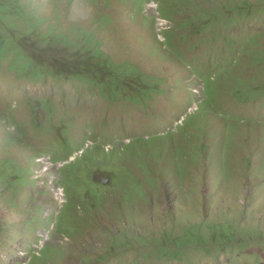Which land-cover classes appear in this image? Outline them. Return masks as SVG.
<instances>
[{"label":"rangeland","instance_id":"obj_1","mask_svg":"<svg viewBox=\"0 0 264 264\" xmlns=\"http://www.w3.org/2000/svg\"><path fill=\"white\" fill-rule=\"evenodd\" d=\"M22 1L21 16L28 15L27 7L30 15L12 16L15 33L37 20L33 14L43 20L44 32L51 24L59 33L74 26L95 32L96 41L86 34V40H75L81 43L77 48L98 52L102 44V62H128L145 75V83L135 91L124 86L123 97L115 87L48 76L36 80L19 76L14 55L6 59L0 52V264H264V129L252 131L247 123L233 128L238 145L228 154L230 172L217 152L227 141L220 120L195 121L207 128V152L187 141L172 150L179 143L173 136L181 138L191 126L178 125L180 119L186 120L194 96L202 99L205 83L164 56L172 48L162 49L159 35L168 28L183 34L176 24L162 20L152 0H144L141 9L136 0ZM238 1L264 9V0H205L202 7L211 12ZM10 2L0 0V41L12 39L4 25ZM107 18L110 28L101 29L98 22ZM258 34L264 35L262 16L238 25L227 51L216 44L201 47L189 37L182 38L180 50L201 77L210 76L218 53L243 55L244 40ZM258 43L264 52V36ZM205 60L210 72L201 64ZM251 68L246 60L232 73L251 78ZM234 87L233 77L228 95ZM218 102L209 111L214 119L224 113ZM235 112L246 121L264 120V105L257 103ZM130 142L140 150L143 143H157L154 151L163 145L170 153L161 160L146 153L133 158L131 149L120 151ZM107 177L112 178L104 184ZM91 185L99 198L89 192Z\"/></svg>","mask_w":264,"mask_h":264},{"label":"trees","instance_id":"obj_2","mask_svg":"<svg viewBox=\"0 0 264 264\" xmlns=\"http://www.w3.org/2000/svg\"><path fill=\"white\" fill-rule=\"evenodd\" d=\"M8 1H11L6 8L9 19L4 25L6 26V32L10 34V38L12 39L11 42L0 41V52H3L6 59H8L9 55L10 57L12 54L14 55V58L17 60V63L15 60L17 66H15L14 71H17L19 76L30 75L36 80L45 79L47 76L53 77L56 80H74L80 81L93 88L100 86L103 90H109V87H115L117 90L120 88L123 97H127L124 95L126 93L124 86L135 91V89L138 88V84L141 85L145 83L144 78L142 77L145 75L128 62L116 64L112 59H106L105 62H102V59L104 58V54L101 51L102 44H98V52H94L89 46H83L80 49L77 48L81 43L75 41L76 39L86 40V34H89V37H91L93 41H96L97 35L95 32H86L82 28L79 29L74 26L73 28L68 29L66 33H59L58 27L55 24H51L47 29L48 31L44 32L39 28L43 20H38V17L33 14V17L37 18V20L29 24L30 26L28 29L24 30L25 32L21 34L15 33V30L18 28L9 24L12 16L27 18V16L30 15V10L29 7H27L26 14L28 15L21 16L22 13L25 12V6H21L23 1ZM204 1L205 0H161V3L158 2L161 15L170 19L173 24H176V26L183 32V34L179 35L174 33L173 30H166L163 32V38L165 41L161 43L162 49L172 48V53L164 56L172 58L176 62L185 65L187 62L185 59L184 61L182 60V52L180 50L183 37L196 38L200 42L201 47H207L204 44H210V46L216 44L217 46H223L227 51L238 25L246 20H255L260 16L264 18L263 8L256 10L250 3L245 1H238V4L236 2L232 5V8L222 9L224 11L211 9V12L203 11L202 4ZM136 2L139 9L143 8V4L145 3L144 0H136ZM16 5L19 6L17 10L14 9ZM60 13L61 11L58 9L56 12L57 23H59L60 20ZM181 14H185V17L181 18ZM98 23L101 29H108V27L110 28L111 19L107 18ZM262 36L264 35L258 34L245 39L242 46L246 52L243 55L238 56L236 54L234 55V58L232 54L228 52V54L224 51L218 53V58H215L212 63L215 67V71L212 75L208 76L206 74L201 77L197 73L200 80L206 81V90L204 89L203 92V102L200 104L199 110L184 121V125L185 122L191 124L186 134H181V138H179L176 135H172L173 130L170 131L173 138L179 141V143H174L172 150L175 151L179 147H185L186 141L192 145H194L195 142V146L199 147L201 154L210 149V145L206 142L208 138L206 126L197 125L195 121L196 119H204L207 122L209 111L213 109V103L217 100L219 101L217 106L220 105L224 110V113L219 118L223 120L228 129L223 136L227 141L233 143V145L226 146V141L222 146L217 148V152L222 154L221 159H223V165H225V159L227 160L226 166L228 169V154L231 150L236 148V145H238L236 134L234 135L235 130L233 128L247 123L252 124V131H256V127L264 129V120H259L255 123H245L240 120L235 112V110L250 103L259 102L261 105H264V52L261 50L260 44L258 43ZM73 42L74 44L72 46ZM89 43L90 42L88 41L87 45H89ZM46 47L49 49H46ZM190 48L196 50L197 46L193 43ZM254 49L257 50L256 53L252 52ZM159 51H161V48L158 52ZM207 59L209 58L207 57ZM246 60L252 63L251 71H254V76L246 78L236 76L235 74L233 75L232 72H235L236 68L241 66ZM208 61L210 60H206V69L207 72H210L212 69L208 70ZM19 64H23L21 68L19 67ZM223 67H227V69L224 70L227 73L221 71ZM233 77L235 87L228 95L229 83H231ZM162 85H164V83L156 85L158 93L153 98V100L156 99V102L158 101V96L162 92V90H160ZM141 98V102L147 104L145 102L146 99L149 100L148 97L142 94ZM226 103H229V107H223ZM191 131H195V134L191 135ZM142 140L145 141L146 139L142 138ZM154 144L157 143H143L140 145V150L130 142L129 144H125V149L120 151L126 152L127 148H129L132 150L133 158H137L138 156L144 157V153H146L148 159L154 157L159 160L163 159L166 154L170 153L163 145H160L159 149L154 151ZM81 150L82 147H79L77 152ZM111 150L112 149L106 151L109 152ZM214 152L216 151L214 150ZM72 155L73 154L69 156L67 155L66 158L70 159ZM171 155L172 160H174L173 152ZM93 160L95 164L98 162H103L105 165L109 164L102 159L97 161L96 158H93ZM75 165H77V162H75ZM250 166L251 165L247 163V169H249ZM260 171L261 170H259V172ZM74 172L73 169L72 173ZM129 178L131 177L129 176ZM126 185L128 186L127 183ZM94 188L95 187H92L91 185V190L89 192L94 197L99 198L94 192ZM90 221L93 220L91 219ZM250 233L251 232L248 230L245 231L246 235H250ZM255 237L257 238V234H255Z\"/></svg>","mask_w":264,"mask_h":264},{"label":"clouds","instance_id":"obj_3","mask_svg":"<svg viewBox=\"0 0 264 264\" xmlns=\"http://www.w3.org/2000/svg\"><path fill=\"white\" fill-rule=\"evenodd\" d=\"M152 2H154L156 5H158L157 6V9H158V12H159V16H160V18L162 19V20H164V21H166V22H168V23H170V24H172V25H174L173 24V22L170 20V19H167V18H165V17H163L162 15H161V12H160V5H159V3H158V1H155V0H152ZM143 7H144V4H143ZM166 30H172V28H168V29H166ZM166 30H162L161 31V35H159V37L160 36H162V38L164 37L163 36V32H165ZM163 41H165L164 40V38H163V40L161 41V43L163 42ZM182 60L184 61V54L182 53ZM201 64H203V65H205V67L207 66V62H206V60L205 61H203V62H201ZM185 66H187V67H189L190 69H192V72L194 73V77L195 78H197L198 80H200L199 79V77H198V75H197V72H196V70H195V68H194V65L193 64H190V65H188L187 63H185ZM204 89L206 90V81H205V83H204V88H203V92H204ZM197 102V103H196ZM203 102V95H202V99H198V100H196V97L194 96V99H193V101H191V102H189L188 104H191V105H188V109H187V111H185V114L184 115H186V120L190 117V116H192V115H194L198 110H199V106H200V104ZM250 104H256V103H250ZM250 104H247V105H250ZM258 104H260L261 105V103H257V105ZM247 105H245V106H247ZM245 106H243V107H245ZM192 107V108H191ZM242 107V108H243ZM190 108V109H189ZM195 108H197L196 109V111L194 112V113H192L191 114V110H193V109H195ZM241 109V108H240ZM238 110V109H237ZM238 116V115H237ZM239 117V116H238ZM240 118V117H239ZM180 120H182V122L184 123V121H186L183 117L180 119ZM213 120H220V121H222L223 122V120L221 119V118H216V119H214V118H212V117H210V115L209 116H207V122H211V121H213ZM240 120L241 121H243V122H251V123H255V122H252V121H246V120H244V119H242V118H240ZM182 123V124H183ZM182 124H178V125H182ZM223 124H224V122H223ZM177 125V126H178ZM225 125V124H224ZM225 129H226V125H225ZM107 178H109V177H107ZM110 179V178H109ZM110 181V180H109ZM102 182H103V180H102ZM109 183V182H108ZM108 183H105V184H108Z\"/></svg>","mask_w":264,"mask_h":264},{"label":"water","instance_id":"obj_4","mask_svg":"<svg viewBox=\"0 0 264 264\" xmlns=\"http://www.w3.org/2000/svg\"><path fill=\"white\" fill-rule=\"evenodd\" d=\"M109 180H110L109 178H104V179H103V182H104V183H108Z\"/></svg>","mask_w":264,"mask_h":264}]
</instances>
